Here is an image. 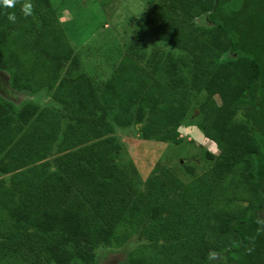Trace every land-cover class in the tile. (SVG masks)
<instances>
[{
    "label": "trees",
    "instance_id": "obj_1",
    "mask_svg": "<svg viewBox=\"0 0 264 264\" xmlns=\"http://www.w3.org/2000/svg\"><path fill=\"white\" fill-rule=\"evenodd\" d=\"M24 2L0 6V89L28 97L0 99V262L87 263L135 241L126 264H264V0H155L149 59L138 35L101 90L86 73L62 78L79 60L59 10L30 0L26 17ZM187 56L200 103L180 78ZM194 105L217 147L210 170L184 183L157 165L136 190L111 159L115 127L136 117L142 140L179 144Z\"/></svg>",
    "mask_w": 264,
    "mask_h": 264
},
{
    "label": "rangeland",
    "instance_id": "obj_2",
    "mask_svg": "<svg viewBox=\"0 0 264 264\" xmlns=\"http://www.w3.org/2000/svg\"><path fill=\"white\" fill-rule=\"evenodd\" d=\"M50 1L54 8L59 10L61 23L65 26L75 55L79 60L77 65L73 62L64 65L62 78L73 79L79 74L86 73L96 86H101L99 90L103 89L113 76L121 58L127 53L138 35L140 42L146 45L144 49H141L142 56L146 57V60L149 59L154 41L145 27L144 20L148 14V7L155 0ZM110 49H112L113 55L109 57L108 51ZM185 58H187L189 66L184 71L179 72L182 74L180 78L183 79L182 83L186 89L191 90V94L195 93L191 102L193 104L200 103L202 101L201 95H197L199 89L193 79L190 78L191 70L194 67L190 56ZM223 58L228 60L229 56L226 55ZM146 60L140 59L137 62L145 67ZM4 77L2 76V78ZM4 80L1 84L4 89H7L6 92L0 89V99H5L8 101L7 103H12L16 108H21L28 97L20 94L11 95V90ZM49 98L48 95L40 99L32 97L31 100L43 107L49 102ZM195 105L179 129L178 140L181 142L179 144L142 140L139 130L143 124L137 122L136 117L129 127H115L114 133L123 145V151L112 154L111 159L127 171L133 179L136 190L143 188L145 181L157 165L166 167L184 183L199 178L210 170L212 163L208 159V154L216 155L217 147L205 139L199 130L200 117L194 108ZM116 112L117 109L110 110L108 112L109 119L112 120ZM135 245L136 242L131 241L123 247L116 245L97 246L91 252L94 258L93 262L85 263L81 259L76 262L79 264L82 262L84 264H126L128 252ZM211 262L212 264H221L218 257H214ZM0 264H27V261L19 254L10 252L3 257Z\"/></svg>",
    "mask_w": 264,
    "mask_h": 264
},
{
    "label": "clouds",
    "instance_id": "obj_3",
    "mask_svg": "<svg viewBox=\"0 0 264 264\" xmlns=\"http://www.w3.org/2000/svg\"><path fill=\"white\" fill-rule=\"evenodd\" d=\"M15 3H16V0H0V6L2 7L12 8ZM21 11H22V14L26 17L32 13V3L30 2V0H25V2L22 5ZM7 19L10 22L15 23L16 16L14 13H9Z\"/></svg>",
    "mask_w": 264,
    "mask_h": 264
}]
</instances>
